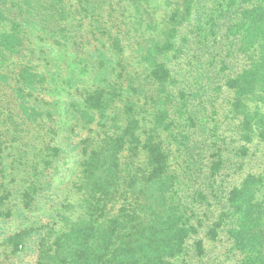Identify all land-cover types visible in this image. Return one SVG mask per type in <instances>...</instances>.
<instances>
[{
	"label": "trees",
	"instance_id": "16d2710c",
	"mask_svg": "<svg viewBox=\"0 0 264 264\" xmlns=\"http://www.w3.org/2000/svg\"><path fill=\"white\" fill-rule=\"evenodd\" d=\"M8 254L264 264V0H0Z\"/></svg>",
	"mask_w": 264,
	"mask_h": 264
},
{
	"label": "rangeland",
	"instance_id": "374dc122",
	"mask_svg": "<svg viewBox=\"0 0 264 264\" xmlns=\"http://www.w3.org/2000/svg\"><path fill=\"white\" fill-rule=\"evenodd\" d=\"M8 255H9L8 258L6 255H2L1 261L4 262L3 264H33L34 257L31 255H27V256H25L23 258H19V259H16L14 256H12L10 254H8Z\"/></svg>",
	"mask_w": 264,
	"mask_h": 264
}]
</instances>
